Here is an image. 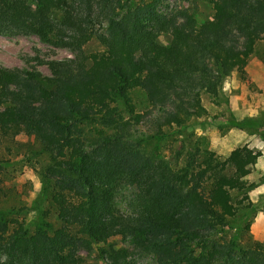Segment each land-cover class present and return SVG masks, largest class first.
<instances>
[{
    "label": "trees",
    "instance_id": "trees-1",
    "mask_svg": "<svg viewBox=\"0 0 264 264\" xmlns=\"http://www.w3.org/2000/svg\"><path fill=\"white\" fill-rule=\"evenodd\" d=\"M158 1L0 0V34H34L73 53L34 58L51 76L0 66V150L21 154L20 126L36 135L21 148L41 178L31 220L13 218L19 209L1 198L16 164L1 153L0 264H138L134 254L155 264H264V251L240 243L252 203L233 193L246 190L257 154L236 148L213 164L197 163L185 142L176 157L163 150L168 128L205 114L202 96L218 99L234 67L246 66L264 38V0H202L212 15L201 21L188 10L159 13ZM92 40L104 49L87 53ZM138 90L161 110L152 131L135 129ZM125 185L134 188L128 212L117 201Z\"/></svg>",
    "mask_w": 264,
    "mask_h": 264
},
{
    "label": "rangeland",
    "instance_id": "rangeland-1",
    "mask_svg": "<svg viewBox=\"0 0 264 264\" xmlns=\"http://www.w3.org/2000/svg\"><path fill=\"white\" fill-rule=\"evenodd\" d=\"M188 10L194 14L198 21L209 19L212 9L202 0H159L157 11L159 13H178ZM158 42L163 46L170 44V37L160 33ZM104 46L98 40H92L85 45L87 53L103 50ZM73 53L68 48L56 47L45 43L34 34L31 35H3L0 34V66L7 68L35 67L45 76H51L50 70L45 64H39L34 58L44 60L64 59L72 57ZM135 100L138 108L142 110L144 119L135 129L152 131L156 128L155 119L161 114L158 107H148L146 97L142 90L135 92ZM203 106L206 109L202 116H193L181 126H170V137L164 142L163 150L166 155L176 157V151L182 149V145L188 144V148L195 150L196 162L211 156L218 164L227 160L230 152L236 148H242L257 154L254 163L247 167V175L243 178L246 190L242 193L233 192L238 199L248 203L251 201V214L248 217L249 228L244 225L240 232V243L252 246L264 251V38L257 43L254 53L250 56L243 68L237 66L231 71L223 84L222 92L218 99L208 95L202 96ZM245 122L247 124H243ZM174 125V124H172ZM181 131V132H179ZM20 153L16 155L17 148L10 154L2 148L1 153L16 164V170L10 165L8 179L3 186L7 196L1 198V205L5 208L17 207L19 211L12 214L13 218L28 222L33 217L30 209L32 201L41 186L40 167L25 160L23 145L30 142L38 144L36 135H29L23 127L16 129ZM183 150V149H182ZM185 155V152H183ZM182 154L179 158V167L183 164ZM224 175H231L232 168L225 165L222 169ZM209 183L208 175L205 176L202 185ZM117 201L120 209L128 212V200L134 195L132 186H123ZM247 195L248 200H245ZM22 208V210H21ZM235 228L227 230L232 235ZM203 235H209L207 231ZM213 236V234H210ZM120 239V238H119ZM115 239L116 246H123L121 239ZM244 245V246H245ZM88 261H95L94 254L81 251ZM138 264H155L151 255L134 254L132 256Z\"/></svg>",
    "mask_w": 264,
    "mask_h": 264
}]
</instances>
